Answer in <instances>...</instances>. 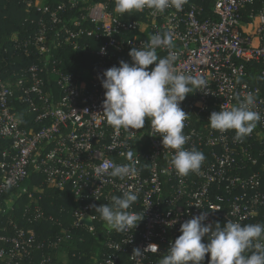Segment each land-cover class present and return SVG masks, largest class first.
<instances>
[{
    "label": "built area",
    "instance_id": "built-area-1",
    "mask_svg": "<svg viewBox=\"0 0 264 264\" xmlns=\"http://www.w3.org/2000/svg\"><path fill=\"white\" fill-rule=\"evenodd\" d=\"M25 5L39 13L22 43L26 52L33 46L37 61L21 74L0 68V210L17 207L27 194L22 223L45 220L60 228L42 237L9 219V231L0 234V264L32 260L35 251L41 252L37 264H52L62 244L83 242L77 229L102 245L95 246L97 264H155L181 234L180 224L203 211L205 223H264V0H213L205 17L191 0L179 11L170 7L156 14L148 8L116 13L115 0ZM166 31L174 35L175 68L202 75L208 84L207 92L196 90L180 104L187 113L185 147L205 156L199 172L183 177L171 166L174 150L151 135L147 117L143 129L127 130L110 126L101 113L105 90L98 77L120 60L131 63V47ZM156 51L164 57L169 49ZM247 93L261 116L251 135L236 141L234 130L209 126L212 111L234 106ZM106 162H134L137 174L121 180L97 173ZM46 188L70 197L68 226L45 214L39 200ZM129 189L138 194L129 210L145 211L144 218L127 232L110 230L92 206L110 204L113 195ZM0 228L6 230L1 222ZM151 243L158 252L133 253Z\"/></svg>",
    "mask_w": 264,
    "mask_h": 264
},
{
    "label": "clouds",
    "instance_id": "clouds-1",
    "mask_svg": "<svg viewBox=\"0 0 264 264\" xmlns=\"http://www.w3.org/2000/svg\"><path fill=\"white\" fill-rule=\"evenodd\" d=\"M185 2L186 0H115L114 11L124 14L148 8L156 14L163 13L170 7L179 11ZM173 41L174 35L170 31L152 34L143 47L130 48L131 63L120 60L119 66L113 65L105 69L102 77L98 78L105 90L101 113L106 122L117 129L123 127L136 130L144 128L147 117L151 135L161 136L163 147L174 150L170 163L177 174L183 177L190 172H199L205 156L195 147H185L189 139L183 132L187 113L180 104L188 94L196 90L207 92L204 89L208 84L202 75L186 74L175 68L178 55L172 51L175 47ZM158 47L169 49L168 55L159 57L156 51ZM101 52L104 53L105 50L101 49ZM150 65L154 67L149 68ZM254 104V95L247 93L243 98H238L234 106L212 111L208 124L221 133L234 130V139L242 141L251 135L261 119L259 112L254 110ZM132 156L133 153L129 151V161H132ZM96 171L121 180L133 178L137 174L134 162H106ZM137 200L138 194L129 189L120 196L113 195L110 204L92 207L110 230L127 232L135 229L144 218L145 211L140 214L129 210ZM207 218L208 211H203L181 223V234L169 242L167 253L158 264H205L206 254L209 255L208 264H264V223L242 225L227 220L221 226L219 221L205 223ZM174 223L176 220L171 225ZM205 237L206 241L202 240ZM145 252H158V245L151 243L143 249H133L136 256Z\"/></svg>",
    "mask_w": 264,
    "mask_h": 264
},
{
    "label": "trees",
    "instance_id": "trees-1",
    "mask_svg": "<svg viewBox=\"0 0 264 264\" xmlns=\"http://www.w3.org/2000/svg\"><path fill=\"white\" fill-rule=\"evenodd\" d=\"M34 2L35 0H31ZM202 7V16H208L211 13L213 0H191ZM48 4H54L56 0H46ZM39 13L33 10H27L25 0H0V68L9 74H21L31 64L37 61L34 54L33 46H29V52L23 47V42L30 36L29 29H34L31 19H37ZM58 54V53H56ZM60 54V53H59ZM250 71V69H249ZM2 141L0 140V148ZM35 178V177H34ZM39 192L35 191L36 197ZM27 194L22 195L17 200V207L14 206L6 212L0 210V222L6 226V230L0 228V234L9 231L8 220L25 228H33L42 237L49 234H55L59 231V226H51L49 222L42 220L38 223L28 225L20 220L23 208L28 203ZM40 205L46 215H52L59 219L64 226H68L71 217L67 211L70 206V197L58 196L52 189H43L42 196L39 200ZM77 236L83 238V242H78L76 238L73 242L62 244L60 251L64 252V259L53 257L52 264H97V251L95 246L101 248L94 236L86 230L77 229ZM75 236V237H77ZM41 256L40 251L33 252L32 260H26L21 264H37V259ZM209 259V256H208ZM155 264H158L156 262Z\"/></svg>",
    "mask_w": 264,
    "mask_h": 264
},
{
    "label": "rangeland",
    "instance_id": "rangeland-1",
    "mask_svg": "<svg viewBox=\"0 0 264 264\" xmlns=\"http://www.w3.org/2000/svg\"><path fill=\"white\" fill-rule=\"evenodd\" d=\"M26 183H27V181H25L23 185H25ZM58 255H59V258L63 259L66 254H64V252H62V253H58Z\"/></svg>",
    "mask_w": 264,
    "mask_h": 264
}]
</instances>
